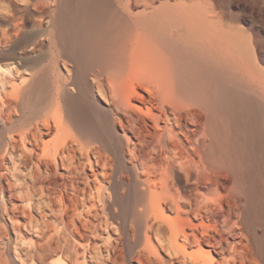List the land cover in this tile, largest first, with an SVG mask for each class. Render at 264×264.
<instances>
[{
	"label": "bare ground",
	"instance_id": "6f19581e",
	"mask_svg": "<svg viewBox=\"0 0 264 264\" xmlns=\"http://www.w3.org/2000/svg\"><path fill=\"white\" fill-rule=\"evenodd\" d=\"M263 31L264 0H0L7 214L41 248L264 264Z\"/></svg>",
	"mask_w": 264,
	"mask_h": 264
},
{
	"label": "rangeland",
	"instance_id": "374dc122",
	"mask_svg": "<svg viewBox=\"0 0 264 264\" xmlns=\"http://www.w3.org/2000/svg\"><path fill=\"white\" fill-rule=\"evenodd\" d=\"M210 1L227 3L229 0ZM234 12L239 13V10L235 9ZM246 26L250 27V24L247 23ZM260 39L259 45H262L264 51V31ZM13 67L16 69V65ZM1 80L3 81V78L0 75V93L4 94L5 88H9V86L5 82L2 83ZM13 81L18 83L20 78L16 77ZM9 161L10 159H8ZM18 172L21 171L18 170ZM19 199H21L20 196ZM14 202L21 201L14 200ZM24 221V217L12 219L7 214L0 194V264H156L153 257L140 254L139 251L128 252L124 250L113 253V251H106L104 247L88 249L83 246L81 240L74 237H71L72 246L68 247L65 245V240L61 239L62 244H64L63 248L49 246L41 248L39 244L44 242L42 240L44 238L40 229L25 225ZM108 234L112 238L116 235L114 229L108 233H100V236L95 238L96 244H103L104 238Z\"/></svg>",
	"mask_w": 264,
	"mask_h": 264
}]
</instances>
